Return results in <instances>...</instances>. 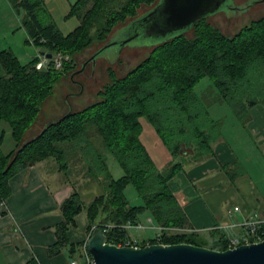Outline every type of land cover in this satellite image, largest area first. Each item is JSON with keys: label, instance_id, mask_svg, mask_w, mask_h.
<instances>
[{"label": "trees", "instance_id": "16d2710c", "mask_svg": "<svg viewBox=\"0 0 264 264\" xmlns=\"http://www.w3.org/2000/svg\"><path fill=\"white\" fill-rule=\"evenodd\" d=\"M9 1L23 10L22 26L29 40L40 51L51 53L52 58L38 68V58L22 63L10 50H0V121L7 123L15 143L7 153L0 148V204L11 193L10 177L23 169L52 159L59 165L58 170L66 171L74 159H79L83 175L98 181L103 193L85 203L78 188H73L60 205L63 220L55 226L56 240L48 247L50 256L65 246L72 255L81 256L85 242L69 243L67 237L81 211L86 213L89 235L94 228L102 230L110 224L105 235L115 245L129 239L123 225L138 223L140 212L148 210L153 224L180 231H164L160 240L150 238L140 241L139 246L146 242L190 243L219 251L228 249L225 233L214 228L204 237L191 226L168 183L185 164L213 154L212 143L220 135V127L219 121L209 115L211 105L226 102L245 124L249 108L264 104V15L250 20L233 35L223 34L207 18L196 21L188 31L153 45L123 76L109 71L110 82L99 90L95 101L80 110H69L36 136L24 140L23 135L73 55L93 41L105 40L120 21L129 16L132 20L138 18L142 5L154 2L153 7L158 0H76L70 15L79 24L67 34L45 20L42 0ZM58 53L69 60L55 68L53 57ZM204 77L212 81L208 96L194 91ZM142 117L171 156L162 169L156 167L140 140ZM108 155L123 170L118 178L108 169ZM129 184L136 189L142 205H132L125 197ZM258 231L264 239V222ZM25 264L39 263L30 259Z\"/></svg>", "mask_w": 264, "mask_h": 264}, {"label": "crops", "instance_id": "0c3cea01", "mask_svg": "<svg viewBox=\"0 0 264 264\" xmlns=\"http://www.w3.org/2000/svg\"><path fill=\"white\" fill-rule=\"evenodd\" d=\"M1 5L8 10L13 8L9 0H0V9ZM2 73L0 65V76ZM214 105L209 107V114L219 116L220 109ZM69 108L73 110L72 106L67 107L59 115L53 112L38 119L28 129L24 140L36 136ZM248 112L249 119L245 124L233 116V111L228 112L229 125L212 143L213 154L202 161L185 164L169 180L170 189L197 231L206 230L209 235V230L222 225L224 229L216 228L221 231L219 233L236 235L240 228L232 225L255 215L264 221V104H254ZM7 128L0 125L3 138ZM8 147L7 152L15 148L14 140ZM157 147L159 156H165L163 164L166 165L171 156L162 142ZM0 148H4L3 139ZM48 160L29 166L9 179L11 193L0 204V264H25L30 259L39 264H68L77 258V253L72 255L67 246L52 256L48 254V247L56 240L55 226L63 220L60 205L76 186L60 176L54 160L47 165ZM75 222L76 226L67 231L68 241L85 242L89 236L85 211L76 214Z\"/></svg>", "mask_w": 264, "mask_h": 264}, {"label": "rangeland", "instance_id": "374dc122", "mask_svg": "<svg viewBox=\"0 0 264 264\" xmlns=\"http://www.w3.org/2000/svg\"><path fill=\"white\" fill-rule=\"evenodd\" d=\"M75 1L76 0H42L44 6L46 7L45 13H43L45 20L52 22L62 34L69 33L79 24L77 18L70 15L71 5ZM246 3L247 0H234L231 4L234 6V10H228V8L223 6V11H219L209 16L207 18V22L217 27L223 34L233 35L240 27L247 24L250 20L264 15V0L255 3V5H252V7L249 8L245 6ZM152 4L142 5L137 11L138 16H141L145 12L149 11L152 8ZM13 8L8 10L5 6L1 5L0 47L2 50L8 49L13 52L22 63H25L32 58H39V52L41 49L37 48L29 40L22 26L23 10L21 8ZM131 21L132 19L130 16L126 17L124 22L120 21L112 29L105 40L93 41L83 50L73 55V60L65 70L66 72L63 73L54 84L51 95L44 100L37 118L28 129H30L38 119H42L48 114L57 112L56 114L59 115L64 112L67 107L71 106L74 111H77L95 101L99 90L110 82L109 71L113 72V74L117 77L123 76L148 54L153 44L156 45L159 43V39L157 40L143 36H135L130 42L123 45L118 44V42L124 41L126 38L131 36L128 30L125 29ZM187 36L191 35L188 34ZM107 42H112L113 45L104 48L97 56L94 63H88L84 71L73 76V79L71 80L70 73L79 70L81 64L86 63L85 61L87 58L91 54H94L99 47ZM57 55L62 57L61 63L64 60H69L67 55H63L61 53H58ZM40 58L42 60L43 55H41ZM76 80L80 81V86L73 82ZM81 85L83 88H81ZM211 85L212 81L209 78L204 77L196 84L194 91L199 95L206 94L208 96V93L211 90ZM215 104L216 105H214V107L220 109V111L217 112L219 113V116H216L215 114L209 115L214 120L219 121V131L222 133L229 125V116L227 117V114L228 112L231 113L232 110L226 102H217ZM233 116L237 117L235 114H233ZM0 123V125H5L6 128L8 127L7 123L4 121H0ZM140 123L142 126L141 140L143 144L148 148L155 164L159 166L158 169L164 168L165 164L163 163L165 156L160 157L158 154L160 149L157 145L161 143L158 136L155 132H153L151 124L145 118H140ZM6 130L4 138V134L2 133L4 148H1V151L3 153H7L6 149L13 143L10 131L8 128ZM27 131L23 135V138L26 137ZM100 149L102 150V148ZM51 161L53 160L49 159L47 165H49ZM106 162L108 169L114 178H118L123 174L122 168L113 156L108 155ZM54 164L58 168L59 165L55 161ZM82 170L83 165L81 161L79 159H74V162L69 164L67 170H59V174L62 178H65L74 184L76 183L75 187L78 188L81 194V199L83 202L87 203L94 196L103 193V188L98 181L90 180L84 176ZM50 171L51 170L48 168L47 173ZM124 194L130 204L136 206L142 205V199L139 197L133 185H127L125 187ZM138 219L143 228H131V230H129L130 234L137 239L154 238L157 230L156 225L151 222L152 219L150 212L148 210L141 211L138 215ZM201 235L208 237V232L206 230L201 231Z\"/></svg>", "mask_w": 264, "mask_h": 264}, {"label": "water", "instance_id": "95a60500", "mask_svg": "<svg viewBox=\"0 0 264 264\" xmlns=\"http://www.w3.org/2000/svg\"><path fill=\"white\" fill-rule=\"evenodd\" d=\"M259 1L261 0L257 2ZM255 3L250 2V5ZM231 4V0H158L149 11L125 27L131 36L118 44L130 42L135 36L159 39L158 42H161L188 31L196 21L223 11V6L227 8L228 5L232 6ZM232 7L230 9L234 10V6ZM111 45L112 42H107L99 47L86 63L81 64L79 70L71 73L70 79L82 73L88 63H94L99 53ZM40 55L47 59L52 58L51 53L44 51H41ZM73 82L80 86V82ZM84 248L91 255L92 264H264V239L222 251L190 243L118 246L108 242L105 233L96 227L86 239Z\"/></svg>", "mask_w": 264, "mask_h": 264}, {"label": "built area", "instance_id": "2783aa9c", "mask_svg": "<svg viewBox=\"0 0 264 264\" xmlns=\"http://www.w3.org/2000/svg\"><path fill=\"white\" fill-rule=\"evenodd\" d=\"M47 58L45 56H43V59L40 60L37 63V67L40 68L42 66H45V64L47 63ZM61 60L62 57H60L59 55H56L53 57V61H54V66L55 67H60L61 65ZM235 209L237 210L238 207H235ZM264 221L260 218L257 217V215H255V217L250 218V219H246L244 221H242L240 224H234L232 225V227L236 226L240 228V232L236 235H226V240H227V247L228 248H233L236 247L240 244H247V243H253V242H259L262 240V237L259 233V227L260 224L263 223ZM111 227L110 224H108L105 228L102 229V232L105 233L109 228ZM123 228L126 229L128 232L129 230H131V228H136V229H141L143 228L142 225L140 224V222L136 223V224H132V223H125L123 225ZM214 228L217 229H224L225 226H216ZM156 230L157 233L155 235L154 238H156L157 240H160L161 235L163 234L164 231L168 232V234H173L176 232H179L180 229L179 228H175V227H170V228H162L156 225ZM139 240L136 237H133L130 232H129V239L125 240L123 244H119L118 246H139ZM146 244H149L146 242ZM93 260L91 255L85 250V248L83 247V250L81 252V256L79 258H75V259H71L68 264H92Z\"/></svg>", "mask_w": 264, "mask_h": 264}, {"label": "flooded vegetation", "instance_id": "af4514ba", "mask_svg": "<svg viewBox=\"0 0 264 264\" xmlns=\"http://www.w3.org/2000/svg\"><path fill=\"white\" fill-rule=\"evenodd\" d=\"M232 1L234 2V0H231V3H232ZM257 1H258V0H249V1L247 0L246 6H251V5H250V2H256V3H257ZM251 7H252V6H251ZM227 8L230 9V8H233V7L228 5ZM91 55H92V54H91ZM91 55H90V56H91ZM90 56H89V57H90ZM89 57H88V58H89ZM88 58H87V59H88ZM80 67H81V66H80ZM76 82H80V81H79V80H76Z\"/></svg>", "mask_w": 264, "mask_h": 264}]
</instances>
